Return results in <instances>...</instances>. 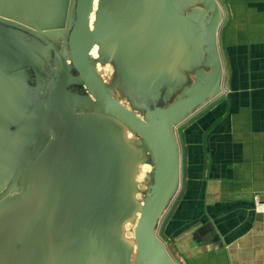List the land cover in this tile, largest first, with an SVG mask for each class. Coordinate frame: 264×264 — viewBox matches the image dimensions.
<instances>
[{
	"label": "crops",
	"instance_id": "1",
	"mask_svg": "<svg viewBox=\"0 0 264 264\" xmlns=\"http://www.w3.org/2000/svg\"><path fill=\"white\" fill-rule=\"evenodd\" d=\"M20 1L3 3L0 16L31 28H47L49 21L20 12L35 11L45 3ZM215 1L220 9L215 34L220 79L212 93L173 125L177 171L159 217L158 236L173 264H264V0ZM102 3L115 10L113 33H119L108 45L106 39L96 44L98 73L92 68L105 90L125 108L130 110L135 98L167 99L166 107L196 82L199 72H210L205 43L208 16L197 0ZM93 115L66 137L70 154L73 137L77 142L90 140L103 135V125L111 124L103 115ZM97 117L103 121L95 134ZM116 127L113 124V130ZM60 152L66 162L69 159V152L58 149L53 155L57 168L63 166L57 161ZM83 197L81 192L75 195L82 212L74 219L79 227L85 221L84 204L78 201ZM98 198L99 193L91 199ZM93 219L84 262L94 231L105 223ZM207 226L213 237L204 245L195 233H206ZM43 241L45 249L37 260L51 263L56 256L53 246L48 247L47 236ZM110 243L113 249V238ZM56 253L65 258L57 248ZM23 257L24 263L16 264H32V256Z\"/></svg>",
	"mask_w": 264,
	"mask_h": 264
},
{
	"label": "rangeland",
	"instance_id": "2",
	"mask_svg": "<svg viewBox=\"0 0 264 264\" xmlns=\"http://www.w3.org/2000/svg\"><path fill=\"white\" fill-rule=\"evenodd\" d=\"M12 1L0 0V9L3 8L1 4L13 3ZM33 1L37 3L53 1V12L61 14L59 18L50 19L52 12L43 13L41 6L32 12L20 10L21 13L36 16L39 21L44 19L49 21L47 28H39L61 51L68 62L69 74L75 76L77 73L70 63L67 39L75 20L76 0ZM102 4V0H92L87 25L88 33L94 36L91 48H95V52L93 54L89 52L88 57L97 73L99 71L97 60L100 56L97 55L96 44L106 39L105 44L108 45L119 33L116 31L117 33L114 32L108 37L104 36L102 24L110 22L115 10L112 8L106 10ZM57 75L55 57L42 42L19 30L0 25V82L12 88L6 90L0 85V245L12 240L21 243L26 252L33 257L32 264H64L65 259L56 253L52 229L53 217L52 215L44 216L38 205L41 197L45 198L48 194L50 186L62 187L64 182H68L75 183L79 192L85 196L83 198L87 201L88 207L94 208V205L97 207V211L91 213L92 217H96L100 223L105 221L104 224H100L103 227L96 229L92 235L86 248L85 263L134 264L136 257L134 230L140 211L153 186L154 164L150 150L144 141L120 121L102 116L112 124L111 127L113 124L117 126L114 130L117 138L109 146L111 158L104 159V166L101 168L102 176H105V172L108 171L106 180L109 181V185L107 187L101 186L98 180L95 185L88 183L82 185L74 181L68 171L72 159L66 137L75 129L80 130L78 123L87 121L90 117V113L75 110L71 114L76 122L61 124L17 186L10 188V179L14 170L37 138V117L34 109L38 103L44 101L40 111L50 100L52 85ZM69 89L75 93L86 94V89L82 86H71ZM147 92L148 90L145 93ZM155 100L135 98L130 110L146 121L155 114L157 109L169 103L167 99ZM90 121L93 122L91 118ZM90 142L91 138L90 140L79 139L78 148L89 152ZM58 149L69 152L67 166L65 165L66 173L53 163V155ZM89 155L88 157H91V153ZM88 161L90 159H84L82 164L86 166ZM53 193L54 197L42 199L47 207L45 209L62 211L59 202L52 204L53 198L57 201L60 198L56 188ZM98 193L100 194L98 200L91 199ZM78 201L83 205L80 199ZM56 215H59L67 224L75 226L73 223L76 220H67L60 214ZM35 217L40 222L41 228L35 224ZM157 228L156 237L160 241ZM105 234L113 238V249L112 243L106 241ZM46 236L51 241L48 247L53 246L56 255L51 263L37 260L45 249L43 240ZM98 241L101 245L97 244ZM42 246H44L43 249Z\"/></svg>",
	"mask_w": 264,
	"mask_h": 264
},
{
	"label": "water",
	"instance_id": "3",
	"mask_svg": "<svg viewBox=\"0 0 264 264\" xmlns=\"http://www.w3.org/2000/svg\"><path fill=\"white\" fill-rule=\"evenodd\" d=\"M197 2L204 15L208 16L205 43L208 52L206 65L210 72H199L196 82L189 89L184 90L168 106L157 109L155 114L146 121L114 99L105 90L92 68L87 56V49L94 42V36L87 31L92 0H76L75 20L67 39L70 63L77 73L75 76L69 74L67 60L53 41L40 31L39 27L31 28L0 16L1 25L26 33L47 46L61 67L52 85L51 98L45 106L46 129L35 139L32 147L25 153L14 170L10 179V188L17 186L20 179L40 156L54 137L55 131L59 129L61 118L69 110L104 115L120 121L144 141L150 150L154 164L153 186L140 211L134 230L136 245L134 264H173L164 246L156 237L159 217L168 199L177 171L178 160L173 125L183 112L194 108L212 93L220 79L221 67L215 44L220 9L215 0H197ZM188 18L193 19V13H189ZM71 86L85 87L86 94L71 91L69 89ZM60 169L66 173L64 165ZM74 184L71 185L77 187ZM206 229L208 231L204 234L201 233L203 230L195 233L199 234V240L204 245L213 237V230L209 226L205 228V231Z\"/></svg>",
	"mask_w": 264,
	"mask_h": 264
},
{
	"label": "bare ground",
	"instance_id": "4",
	"mask_svg": "<svg viewBox=\"0 0 264 264\" xmlns=\"http://www.w3.org/2000/svg\"><path fill=\"white\" fill-rule=\"evenodd\" d=\"M103 8L106 9L105 6H103ZM102 28L106 31L104 34L105 37L113 34L111 33L113 31V16L108 24H102ZM91 47L87 49V56ZM59 69L61 71V67H59ZM47 103H45L42 109L38 112H36V107L34 109L35 115L37 117V137H39L46 129L47 111L45 110V106ZM73 111L74 110L72 109L69 110L65 116L61 118V124L65 122H76L75 117L71 114ZM112 128L113 127H111V124L103 125V135L91 137L89 148L90 151L88 148H85L89 152L83 151L84 149L81 151L78 148L77 139L74 137L72 138V162L68 168V171L70 172L74 181L80 182L82 184L88 183L95 185L96 180H98V182L104 188L109 185V181L106 180L108 177V171L105 172V176H102L101 173L103 171H101V168L104 166V159L108 160L111 158L109 146L117 138L116 133ZM89 153H91V157H88L90 156ZM84 159H90L86 166L82 164ZM57 161L58 163H62L64 166H67L62 152L57 155ZM81 202L84 204L85 209V221L82 227H75L67 224L59 215L52 216L54 220L53 229L56 248L64 255V264H85L84 248L95 225L94 219L91 218V213L96 212V210L94 208L88 207L86 205V200L81 199ZM20 255L22 256L20 257ZM24 255L27 257L29 254L26 252L23 245L17 241L12 240L0 245V264H16L20 261L24 263V260L26 259L23 257Z\"/></svg>",
	"mask_w": 264,
	"mask_h": 264
},
{
	"label": "trees",
	"instance_id": "5",
	"mask_svg": "<svg viewBox=\"0 0 264 264\" xmlns=\"http://www.w3.org/2000/svg\"><path fill=\"white\" fill-rule=\"evenodd\" d=\"M0 85L4 88V89H9L11 90L12 88L8 85H5L4 83L0 82ZM95 121V124L97 125L96 129L94 130V133L95 134H98L100 133V128H99V125L101 124V121H103V119H100L99 117H97V119L94 120ZM62 172H64L62 169H61ZM54 188L57 189L59 195H60V199L59 201L57 200H54L53 203H56V202H59L60 205L62 206V211H58L56 209H52V210H45V205L43 203V200L44 199L43 197H41V201H39V209L42 211V213L46 216V215H49V214H60L61 216H63L64 218H66L67 220H74L75 218L77 217H81L82 215V212L79 210V207L78 205L76 204V198H75V195L79 194V189L73 185H68V183H65L64 182V185L62 187H58V186H55L52 185L50 186V190L48 192V194H46L45 197L47 196H53V191H54ZM35 220V224L39 225L40 226V223L37 219H34ZM76 227H79L80 226V222L79 221H75L73 223ZM106 238V241L108 240L109 243L110 241L112 242V238L109 237L108 235L105 236ZM98 245H101L100 241H98L97 243Z\"/></svg>",
	"mask_w": 264,
	"mask_h": 264
},
{
	"label": "flooded vegetation",
	"instance_id": "6",
	"mask_svg": "<svg viewBox=\"0 0 264 264\" xmlns=\"http://www.w3.org/2000/svg\"><path fill=\"white\" fill-rule=\"evenodd\" d=\"M13 3H22L20 0L18 1V0H13L12 1ZM35 3H37V2H35ZM48 3H49V8L47 9V6H48ZM48 3H45L43 6H42V8H41V11L43 12V13H49V12H52V14L50 15V16H55V18H59V16H61V14L60 13H58V14H55L54 12H53V9H54V7H52L53 6V1L52 2H48ZM109 5V4H108ZM1 6L3 7V5L1 4ZM46 8V9H45ZM123 24V22H121V25ZM1 25V24H0ZM2 26H4V25H2ZM111 33H113V31L111 32ZM46 49H49L47 46H44ZM92 49V50H91ZM89 51H88V53L90 52L91 54H93L95 51H94V49L93 48H91ZM55 63H56V68H57V70H58V73H59V71H60V69H59V63H58V60L55 58ZM66 64H67V62H66ZM69 69V67L67 66V70ZM44 101H42V102H40V103H38V105L36 106V112H38L39 111V109H40V107H41V105H43L42 103H43ZM74 112V111H73ZM93 116H97V115H93ZM14 139H12V141H13ZM11 141V142H12Z\"/></svg>",
	"mask_w": 264,
	"mask_h": 264
}]
</instances>
